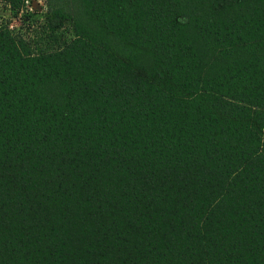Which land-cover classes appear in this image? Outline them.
Returning <instances> with one entry per match:
<instances>
[{
    "label": "trees",
    "instance_id": "16d2710c",
    "mask_svg": "<svg viewBox=\"0 0 264 264\" xmlns=\"http://www.w3.org/2000/svg\"><path fill=\"white\" fill-rule=\"evenodd\" d=\"M77 2L0 27V264H264V0Z\"/></svg>",
    "mask_w": 264,
    "mask_h": 264
},
{
    "label": "rangeland",
    "instance_id": "374dc122",
    "mask_svg": "<svg viewBox=\"0 0 264 264\" xmlns=\"http://www.w3.org/2000/svg\"><path fill=\"white\" fill-rule=\"evenodd\" d=\"M60 6L77 12L80 7L77 0H30L23 5L13 8L8 0H0V27L10 26L19 36L27 38L32 48H50L68 41L73 35L67 24L66 27L49 33L45 27V14L50 7Z\"/></svg>",
    "mask_w": 264,
    "mask_h": 264
}]
</instances>
